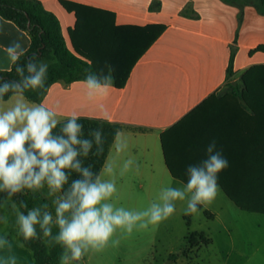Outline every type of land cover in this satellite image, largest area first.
<instances>
[{"label": "crops", "instance_id": "0c3cea01", "mask_svg": "<svg viewBox=\"0 0 264 264\" xmlns=\"http://www.w3.org/2000/svg\"><path fill=\"white\" fill-rule=\"evenodd\" d=\"M37 1L57 17L68 49L77 56L73 32L77 31L78 16L63 2L109 13L113 15L115 27H164L136 62L123 87L113 82L106 96L90 100L82 81H61L50 87L41 103L56 110L61 121L75 112L79 118L101 119L119 125L128 147L119 154L114 143L110 148L106 162H115V176L121 175V168L128 159L135 163L124 174L133 171L144 177L139 182L141 187L154 183L157 177H174L171 167L177 174L187 175L190 165H199L201 159L207 158L203 148L192 147L204 142L209 145L215 141L216 150L225 158L246 154V114L252 112L242 97L232 94L227 84L231 66L233 77L238 79L250 68L264 65V50L260 49L264 47V13L256 6H237L225 0ZM84 19L106 26L109 32L102 37L109 50L115 35L110 28V16L84 13ZM14 42H19L26 53L31 46V36L0 16V72L13 66L5 48ZM82 59L91 64V60ZM15 99L16 95L0 104V109L11 107ZM25 100L30 105L36 104ZM207 101V136L193 135L195 132L189 128L193 121L189 118ZM101 103L106 114L98 107ZM103 174L102 171L101 176ZM9 201L0 209V217ZM9 211L15 213L18 220L13 205H9L4 214L8 215ZM0 237L10 242L8 250L0 249L1 255L7 258L13 254L17 264H36L32 250L21 241L18 222L15 230Z\"/></svg>", "mask_w": 264, "mask_h": 264}, {"label": "clouds", "instance_id": "9594fccd", "mask_svg": "<svg viewBox=\"0 0 264 264\" xmlns=\"http://www.w3.org/2000/svg\"><path fill=\"white\" fill-rule=\"evenodd\" d=\"M5 51L21 79L0 81V104L5 103L7 93L16 94L11 107L0 109V192L11 198L25 194V189L37 191L47 185L49 195L61 193L53 201L55 218L47 204L30 209L27 214L17 210L20 235L25 241L49 238V243L59 244L64 249L60 264H73L90 250L101 251L110 242L113 246L119 245V239H112L118 229L130 235L135 229H147L168 219L175 212L176 201L187 200V215L196 213L199 205L216 198L218 174L228 167V161L212 141L206 148L207 158L187 168L188 180L183 188L162 189L158 200L141 211L114 206L109 202L116 192L114 179L102 180L101 174L93 172L92 166H86L80 158L103 154L102 129L91 130L88 135L92 139L84 138V125L78 123L79 116L75 112L61 121L56 110L26 102L25 90L45 87L49 65L31 58L26 64H17L25 54L19 42L7 46ZM113 79L111 75L88 72L82 81L87 97L91 100L106 96ZM98 107L106 114L102 103ZM61 124L59 131L54 132ZM114 147L117 154L128 147L120 131L115 134ZM114 163L107 161L103 173L115 176ZM134 163L132 159L126 160L120 174ZM73 172L78 178L69 183ZM65 185H68L66 189ZM21 206L27 207L23 203ZM0 221L7 223V218L0 217ZM53 226L58 228L56 235H53ZM9 247V240L0 237V249ZM3 264H17V258L8 256Z\"/></svg>", "mask_w": 264, "mask_h": 264}, {"label": "trees", "instance_id": "16d2710c", "mask_svg": "<svg viewBox=\"0 0 264 264\" xmlns=\"http://www.w3.org/2000/svg\"><path fill=\"white\" fill-rule=\"evenodd\" d=\"M225 1L237 6L252 4L264 13V0ZM63 4L67 9L75 11L78 16L77 31L73 32L75 49L79 56L91 60V64L68 49L57 17L48 12L41 2L37 0H0V16L14 22L31 36L29 50L16 63L23 65L31 58L37 63L45 62L49 65L45 87L38 90L27 89L23 93V96L32 103L41 104L54 83L83 81L88 72L102 75L111 73L115 85L123 87L136 62L164 30L162 26L115 27L113 15L109 13L67 2H63ZM84 13L110 16L111 27H109L113 29L115 35L112 42L109 43V50L106 48V39L102 37L106 32H109L106 26L93 19L85 20ZM260 49L264 50V47ZM106 53L108 55H105ZM25 75H27L26 71ZM233 76L231 66L227 86L235 97H242L252 112L246 114L248 121L247 152L241 157L236 154L235 157L226 158L228 167L218 174V185L242 211L264 214V65L254 66L245 72L240 78L243 86L231 85L230 81ZM20 79L14 64L10 70L0 72V81H18ZM14 95L16 94L12 92L7 93L4 96V101L11 99ZM207 105L208 101L203 103L189 118L193 121L189 125L190 130L195 132L192 133L193 135L207 136ZM78 123L84 125V138L92 139L88 133L93 129L99 128L103 131V154L99 157L95 155L80 157L86 166H92L93 172L101 174L120 126L94 118H79ZM60 127L62 124L58 125L54 132H58ZM207 146L208 143L204 142L192 147L194 149L201 147L206 151ZM167 162L171 167L168 157ZM171 171L175 178L187 183V175L177 174L172 167ZM76 178H78V174L73 172L69 183ZM67 187L68 185H65V189ZM8 200L13 201L24 214L43 204H47L49 210L51 208L50 201L40 192L33 190L25 189V194H17L11 198L6 193L0 192V209ZM22 203L27 207H22ZM205 214L209 215L210 213L206 211ZM187 224H191L189 218ZM37 231L39 232V226H37ZM52 232L53 235H56L58 228L53 226ZM20 238L23 244L32 250L36 264H60V257L64 251L61 245L49 243V238L31 241H25L22 235ZM188 240L192 247L211 243V239L199 232L190 234Z\"/></svg>", "mask_w": 264, "mask_h": 264}, {"label": "rangeland", "instance_id": "374dc122", "mask_svg": "<svg viewBox=\"0 0 264 264\" xmlns=\"http://www.w3.org/2000/svg\"><path fill=\"white\" fill-rule=\"evenodd\" d=\"M240 78L232 77L230 84L243 86ZM101 179L115 181L116 192L109 202L133 211L144 210L157 201L164 188L185 186L169 175L141 187L139 182L144 177L133 171L115 177L104 173ZM40 190L37 191L50 201L55 218L53 201L61 193L49 195L47 185ZM13 204L9 201L3 210L1 217H6L7 223L0 221V234L16 228L15 213L4 214ZM186 207L187 200L176 201L175 212L168 219L147 229H135L130 235L118 229L112 239H119V245L110 242L101 251L90 250L73 264H264V214L242 211L220 188L216 198L199 205L196 213L186 215ZM15 209L19 210L16 204ZM206 211L210 214L206 215ZM195 232L204 233L211 243L192 247L188 237ZM5 258L6 255L0 254V264Z\"/></svg>", "mask_w": 264, "mask_h": 264}]
</instances>
